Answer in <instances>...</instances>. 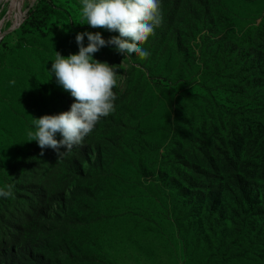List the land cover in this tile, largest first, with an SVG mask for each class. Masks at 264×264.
Returning <instances> with one entry per match:
<instances>
[{"label": "rangeland", "instance_id": "obj_1", "mask_svg": "<svg viewBox=\"0 0 264 264\" xmlns=\"http://www.w3.org/2000/svg\"><path fill=\"white\" fill-rule=\"evenodd\" d=\"M39 1L0 0V187L13 185L11 197H0V237L14 212L24 233L0 243V264H200L231 240L264 264V185L248 180L247 194L229 176L216 200L219 191L207 192V172L194 163L195 148L212 143L234 66L264 65V0H160L162 23L143 45L146 59H124L112 45L94 54L117 67L115 110L60 157L51 148L41 155L28 135L34 118L75 102L50 73L56 52L78 53L77 33L105 40L119 33L82 25L80 0H44L58 13L22 31L23 22L39 20ZM254 80L264 84V69ZM261 92L246 103L264 108ZM28 181L36 196L43 187V202L33 203ZM200 210L197 227L189 214ZM26 239L36 255L14 262L8 252Z\"/></svg>", "mask_w": 264, "mask_h": 264}, {"label": "clouds", "instance_id": "obj_2", "mask_svg": "<svg viewBox=\"0 0 264 264\" xmlns=\"http://www.w3.org/2000/svg\"><path fill=\"white\" fill-rule=\"evenodd\" d=\"M82 21L93 28L118 32L105 40L100 32L77 33L79 46L76 54L67 57L56 52L50 73L56 82L74 98L70 110L58 115H43L34 118V131L28 133L43 150L51 148L58 157L74 146L81 145L91 134L101 118L115 110L117 99L113 89L118 84L116 65L94 59L101 48L112 45L124 59L135 54L146 59L150 53L143 47L162 23L160 0H80ZM87 37V46L84 38ZM14 85V81L9 82ZM60 134L62 139H56ZM61 148L64 151H61ZM13 195V185L0 187V197Z\"/></svg>", "mask_w": 264, "mask_h": 264}, {"label": "trees", "instance_id": "obj_3", "mask_svg": "<svg viewBox=\"0 0 264 264\" xmlns=\"http://www.w3.org/2000/svg\"><path fill=\"white\" fill-rule=\"evenodd\" d=\"M48 2L40 0L35 7V13L39 14L38 19H32L30 22H23L19 27L22 31L26 32L25 26H31L38 28L40 25H45L53 15L58 13L54 6H48ZM40 23V24H38ZM242 64L234 66V72L238 73L235 80L232 82V86L229 88H222L227 93L228 97L225 101L222 100L217 103V119H214L212 143L208 146V142L205 140L199 149L194 150V157L198 156L201 160L194 162L195 165L199 163L201 169L206 170L207 178V192L213 193L215 190L219 191V194L215 197L216 200L221 199L223 196V189L226 181L234 176V180L238 181L239 188L248 194L249 181H252L254 187L264 185V108L259 106L252 107V103H246L247 100L252 99V91L258 92V95L263 94L261 89L264 88V84L260 86L261 82L258 81L256 87L252 86V81L255 83L256 71L263 70V66H259L258 69L244 66ZM241 71V72H240ZM255 77V78H254ZM217 90H209V93H214ZM182 150L185 148L182 147ZM205 151L204 157L199 152ZM189 152L186 150L185 156H188ZM209 156V157H208ZM208 157V158H207ZM203 159H208L203 163ZM251 165V168H243V165ZM192 164L186 166L191 168ZM205 174L202 175V178ZM34 181H28L26 188L30 194L36 196V187L33 186ZM185 197L188 198V195ZM45 200V191L43 187H39L37 196L34 198L33 203H40ZM186 200V201H185ZM189 199H184V203L187 205ZM205 202V196H204ZM40 206V205H38ZM218 203H215L210 207L211 216L208 219L214 218L217 213ZM240 209L243 206L240 204ZM187 212V211H186ZM200 211H193V214H189L190 222L195 223L197 227L202 222V213ZM18 213H13L7 223L6 231H2L0 237V243L3 245L9 241L12 237L20 240V237L24 234L21 230V226L14 223ZM244 218V216H242ZM240 219V217H239ZM182 220V219H181ZM196 220V221H195ZM235 226L236 223L234 222ZM220 228L222 227L219 225ZM234 229V228H233ZM201 231V230H199ZM207 231V230H206ZM205 231V232H206ZM33 232L30 231L31 234ZM204 234V231H201ZM34 235V234H31ZM11 241V240H10ZM15 240V244H16ZM31 242L27 239L23 241L22 245L16 249L10 250L8 255L16 262L18 260L35 256L36 252L34 247H29ZM189 264V263H185ZM200 264H261V258L253 251H241L240 247L236 245V242H231L226 245L225 250H220L213 255L209 261Z\"/></svg>", "mask_w": 264, "mask_h": 264}, {"label": "water", "instance_id": "obj_4", "mask_svg": "<svg viewBox=\"0 0 264 264\" xmlns=\"http://www.w3.org/2000/svg\"><path fill=\"white\" fill-rule=\"evenodd\" d=\"M22 21H23V20H22ZM21 23H22V22H21ZM21 23H20V24H21ZM20 24H19V25H20ZM19 25H16V26L11 27V28L9 29V31L16 29L17 26H19Z\"/></svg>", "mask_w": 264, "mask_h": 264}, {"label": "bare ground", "instance_id": "obj_5", "mask_svg": "<svg viewBox=\"0 0 264 264\" xmlns=\"http://www.w3.org/2000/svg\"><path fill=\"white\" fill-rule=\"evenodd\" d=\"M19 21H20V20L18 19V17H16V19H15V23L18 24Z\"/></svg>", "mask_w": 264, "mask_h": 264}]
</instances>
